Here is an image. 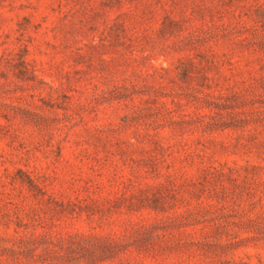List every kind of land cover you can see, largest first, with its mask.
Returning a JSON list of instances; mask_svg holds the SVG:
<instances>
[{
  "label": "rangeland",
  "instance_id": "1",
  "mask_svg": "<svg viewBox=\"0 0 264 264\" xmlns=\"http://www.w3.org/2000/svg\"><path fill=\"white\" fill-rule=\"evenodd\" d=\"M139 222L100 264H264V0H0V264Z\"/></svg>",
  "mask_w": 264,
  "mask_h": 264
},
{
  "label": "trees",
  "instance_id": "2",
  "mask_svg": "<svg viewBox=\"0 0 264 264\" xmlns=\"http://www.w3.org/2000/svg\"><path fill=\"white\" fill-rule=\"evenodd\" d=\"M117 2L120 3L121 0H117ZM165 22L168 26L167 24L164 26V34L167 33L169 28H171L170 24L173 25L176 21L167 15ZM24 56V54L18 55L17 64L15 65V68L19 72L18 74L22 77L30 71L29 64L24 60ZM19 173L25 175V178L21 177V180L29 186L31 191H37L41 194H45L44 189L40 188L28 174L23 173L22 170H19ZM144 196L145 197L140 198L136 203H131V205L128 206V211H141L143 209L165 211V208L160 200L154 199L153 201H150L149 196ZM137 226V229L131 233L130 241H127L126 236L123 238L121 236L117 238H105L91 235L84 239L74 240L69 247L64 248L62 245H57L61 251L56 253L59 254V257L64 258V256L61 255V252L66 251L69 254L78 255V257H76L77 260L84 262L85 264H100L115 260L121 254H124L132 248L138 253L155 252L154 248L149 247V245L146 244L148 242V237L150 236V226L144 222H139ZM27 250L34 251V249ZM48 250L49 249L47 248L46 251ZM12 251L14 252L13 249ZM16 259L19 260V258ZM34 261L37 264L39 262L43 263L39 260Z\"/></svg>",
  "mask_w": 264,
  "mask_h": 264
}]
</instances>
